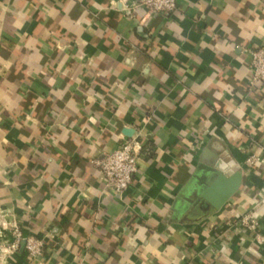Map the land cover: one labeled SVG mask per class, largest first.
<instances>
[{
  "label": "crops",
  "instance_id": "0c3cea01",
  "mask_svg": "<svg viewBox=\"0 0 264 264\" xmlns=\"http://www.w3.org/2000/svg\"><path fill=\"white\" fill-rule=\"evenodd\" d=\"M137 1L0 0V264H264V0ZM137 135L115 195L91 161ZM208 147L244 176L212 212L185 200Z\"/></svg>",
  "mask_w": 264,
  "mask_h": 264
},
{
  "label": "built area",
  "instance_id": "2783aa9c",
  "mask_svg": "<svg viewBox=\"0 0 264 264\" xmlns=\"http://www.w3.org/2000/svg\"><path fill=\"white\" fill-rule=\"evenodd\" d=\"M178 7L177 0H138L128 6L129 10L142 9L147 18H153L164 13H173ZM250 86L264 84V47L250 51ZM143 149V141L140 135L123 141L112 152L104 154L101 158H94L91 163L103 176L107 190L115 195H122L134 181L138 172V161ZM258 159H248V166H254ZM243 230H256L257 221L253 215H247L240 220ZM14 242L11 249L16 250L22 240H25V248L32 258H39L44 251V242L35 237L24 238L17 225L12 228Z\"/></svg>",
  "mask_w": 264,
  "mask_h": 264
},
{
  "label": "water",
  "instance_id": "95a60500",
  "mask_svg": "<svg viewBox=\"0 0 264 264\" xmlns=\"http://www.w3.org/2000/svg\"><path fill=\"white\" fill-rule=\"evenodd\" d=\"M132 132H127L130 136ZM244 181L241 166L232 159L223 160L208 147L194 175L190 196L191 204L203 201L208 208L221 210L241 189Z\"/></svg>",
  "mask_w": 264,
  "mask_h": 264
},
{
  "label": "trees",
  "instance_id": "16d2710c",
  "mask_svg": "<svg viewBox=\"0 0 264 264\" xmlns=\"http://www.w3.org/2000/svg\"><path fill=\"white\" fill-rule=\"evenodd\" d=\"M207 211L212 212L213 208H211L210 210H207ZM207 211H205V214H207Z\"/></svg>",
  "mask_w": 264,
  "mask_h": 264
}]
</instances>
